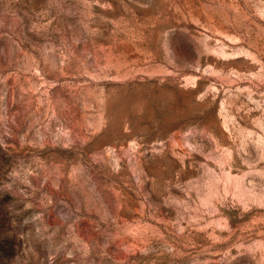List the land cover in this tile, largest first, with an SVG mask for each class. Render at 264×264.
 <instances>
[{
    "label": "rangeland",
    "instance_id": "1",
    "mask_svg": "<svg viewBox=\"0 0 264 264\" xmlns=\"http://www.w3.org/2000/svg\"><path fill=\"white\" fill-rule=\"evenodd\" d=\"M0 264H264V0H0Z\"/></svg>",
    "mask_w": 264,
    "mask_h": 264
}]
</instances>
